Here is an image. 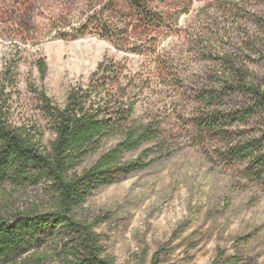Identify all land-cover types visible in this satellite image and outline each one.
<instances>
[{"label":"rangeland","instance_id":"374dc122","mask_svg":"<svg viewBox=\"0 0 264 264\" xmlns=\"http://www.w3.org/2000/svg\"><path fill=\"white\" fill-rule=\"evenodd\" d=\"M147 1L152 14L140 16L125 0H0V74L11 66L17 82L6 88L12 116L36 124L46 143L50 124L33 90L63 107L100 66L120 71L137 115L161 121L163 149L150 148L145 169L97 189L77 211L98 221L106 254L119 264H264V174L228 152L258 136L259 115L231 125L229 138L199 137L191 124L198 89L231 65L264 81V0ZM248 100L236 90L220 110ZM116 140L103 141L82 168Z\"/></svg>","mask_w":264,"mask_h":264},{"label":"trees","instance_id":"16d2710c","mask_svg":"<svg viewBox=\"0 0 264 264\" xmlns=\"http://www.w3.org/2000/svg\"><path fill=\"white\" fill-rule=\"evenodd\" d=\"M138 15L152 14L147 0H125ZM44 75L46 66L39 63ZM86 90L69 93L63 107L56 106L44 92H37L41 110L50 124L51 137L44 143L39 127L18 123L12 116L11 93L16 81L11 66L0 74V264H119L106 254L97 220L87 222L77 211L97 189L145 169L150 148L162 151V123L156 116H138L136 102L120 82V71L102 70ZM236 90L249 98L244 107L224 114L222 98ZM198 104L191 124L199 137L229 138L228 128L259 115L258 136L230 146L231 158L249 161L264 174V81H256L247 68L231 65L215 81L198 89ZM117 138L87 168L82 163L100 144ZM140 152L125 161L126 153ZM27 189L35 196L19 199ZM17 195V196H15ZM233 259L226 264H232ZM211 264H221L217 259Z\"/></svg>","mask_w":264,"mask_h":264}]
</instances>
